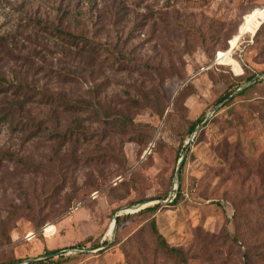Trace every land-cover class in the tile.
Instances as JSON below:
<instances>
[{
  "label": "rangeland",
  "instance_id": "1",
  "mask_svg": "<svg viewBox=\"0 0 264 264\" xmlns=\"http://www.w3.org/2000/svg\"><path fill=\"white\" fill-rule=\"evenodd\" d=\"M262 73L264 0H0V264H264Z\"/></svg>",
  "mask_w": 264,
  "mask_h": 264
},
{
  "label": "trees",
  "instance_id": "2",
  "mask_svg": "<svg viewBox=\"0 0 264 264\" xmlns=\"http://www.w3.org/2000/svg\"><path fill=\"white\" fill-rule=\"evenodd\" d=\"M252 77H253V75H251L250 77H247V80L251 79ZM1 80H2V78H0V81ZM253 84L254 83L250 84L247 87H244L243 89H241L240 91H238V94H243ZM238 87H240V84H237L236 86H233L230 89H226L224 91V93L217 98L216 102H221V101L227 99L235 91V89L238 88ZM204 118H205V113H203L199 117H197L190 124V126L188 127L187 134H190L193 131V129L195 128V126H197ZM75 126L76 127H79L78 124H76ZM185 142L186 141L182 140V142L179 144V146L177 148V153H176L177 160H178V158L181 155L180 153H182V151L185 149V146H186ZM184 162H185V157H184V160L182 161V164L181 165H183ZM180 189L181 188H180V182H179L178 188H177V190L175 192V196L171 200V203H176L177 200L179 199V197L181 196V190ZM159 205H160L159 203H155V204H153L151 206H147V207L141 209L139 212H145V211L153 212V211H155L159 207ZM119 217L120 216H118V215L116 216V222L117 223L119 222ZM149 225H150V231L153 234V236L155 237L156 242L159 245V247L162 248L163 250H165L166 252L171 253L172 255L176 256L182 263H186V261H187L186 256L183 254V252L179 248H176L174 246H170L168 244V242L165 240V238L163 237V235L159 232V230H158V228L156 226L155 220L153 218L151 219ZM80 245L81 244L78 243V244H76V246H69V247H66V248H80ZM57 251H59V249H47V250H45L44 255H49V254H52V253L57 252ZM56 262L57 261L54 258L48 257V258H46V260L30 261V262H27L26 264H45V263L53 264V263H56Z\"/></svg>",
  "mask_w": 264,
  "mask_h": 264
},
{
  "label": "water",
  "instance_id": "3",
  "mask_svg": "<svg viewBox=\"0 0 264 264\" xmlns=\"http://www.w3.org/2000/svg\"><path fill=\"white\" fill-rule=\"evenodd\" d=\"M264 73H262L261 74V76L263 75ZM257 78H258V76L257 75H255L254 77H252L251 79H249L248 80V82L247 83H245L243 86H241V87H239V88H237V90L236 91H240L241 89H243L244 87H247V86H249L250 84H252V83H254L256 80H257ZM232 95V94H231ZM230 95V96H231ZM229 96V97H230ZM222 102V101H221ZM220 102V103H221ZM217 110V106H215L211 111H210V113L197 125V126H195V128L193 129V131L191 132V135H190V137L186 140V142H185V144H186V146H185V149L182 151V153H181V155H180V157L178 158V160H177V166H176V169H175V175H174V180H176L177 181V178H178V175H179V172H180V167H181V164H182V161L184 160V157H185V155H186V152H187V149H188V147L190 146V144H191V141H192V139H193V137H194V135H195V133L204 125V123L207 121V119H208V117H209V115H211L213 112H215ZM173 195H175V193L173 194ZM171 199V198H170ZM116 216L117 215H114V217H113V220H112V223H113V225L115 226V224H116ZM70 249H72V248H70ZM64 250H59V251H57V252H54V253H52V254H49V255H45V257H49V256H51V255H56V254H59V253H62ZM34 260H36L35 258H30V259H27L26 260V262H30V261H34ZM20 262H14V263H12V264H19Z\"/></svg>",
  "mask_w": 264,
  "mask_h": 264
},
{
  "label": "bare ground",
  "instance_id": "4",
  "mask_svg": "<svg viewBox=\"0 0 264 264\" xmlns=\"http://www.w3.org/2000/svg\"><path fill=\"white\" fill-rule=\"evenodd\" d=\"M251 17H252V14H247V15H245V17H244L245 22H248V20H249ZM244 30H245V25L242 24V25L240 26V32H244ZM234 39H236V36L234 37ZM237 39H238V38H237ZM220 56H221V54L219 55V58H221ZM113 228H114V225H113V223H112V221H111V232L113 231Z\"/></svg>",
  "mask_w": 264,
  "mask_h": 264
}]
</instances>
